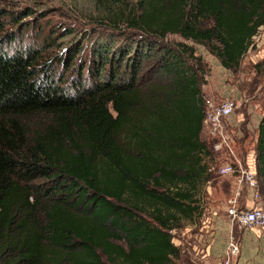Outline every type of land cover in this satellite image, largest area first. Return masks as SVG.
Instances as JSON below:
<instances>
[{"label": "trees", "instance_id": "1", "mask_svg": "<svg viewBox=\"0 0 264 264\" xmlns=\"http://www.w3.org/2000/svg\"><path fill=\"white\" fill-rule=\"evenodd\" d=\"M94 1L141 38L56 58L41 27L0 38V264H175L172 232L199 214L220 155L203 135L204 64L165 42L234 71L264 28V0ZM256 150L263 203L264 118Z\"/></svg>", "mask_w": 264, "mask_h": 264}, {"label": "rangeland", "instance_id": "2", "mask_svg": "<svg viewBox=\"0 0 264 264\" xmlns=\"http://www.w3.org/2000/svg\"><path fill=\"white\" fill-rule=\"evenodd\" d=\"M133 5H136L135 0H127L122 11L128 13L127 8ZM0 11L5 14L6 19V32L0 33L1 39L11 38V33H26L24 30L31 26L36 37L37 29L41 27L54 40V48L49 51L53 58L66 49L71 53V49L78 50L82 46L86 54L91 43L97 44L110 36H114L119 42L126 38H141L138 31L127 28L126 24H120L118 32H114V25L104 19L106 15L103 12H98L94 0H0ZM34 32H27L25 35L29 38ZM180 42L194 47L196 57L204 64L201 88L206 108L209 103L220 104L235 90L233 94H236V98L233 100L236 114L233 121L237 135L230 134L235 139L236 154L238 152L237 156L241 159L255 156L258 152L259 124L264 118V28L254 39L240 68L234 71L223 68L207 47L184 41L180 36L170 37L165 44L173 47ZM224 161L234 160L223 157L210 161L209 165L213 168L212 179L197 192L199 214L192 221H179L174 230V243L181 248V257L175 264H216V257L211 253L213 225L215 226L216 219L228 223L227 206L236 193L234 182L220 176L219 170ZM247 194L248 192L240 196L243 208H246L243 201L250 200ZM238 228H234L236 232L233 236L240 241ZM254 231L253 236L257 240L247 244L245 254L242 246V255L234 260L235 263L248 254L250 264H264V230ZM226 234L228 233L225 231L221 235L225 247L230 240ZM208 253L211 255L206 256Z\"/></svg>", "mask_w": 264, "mask_h": 264}, {"label": "built area", "instance_id": "3", "mask_svg": "<svg viewBox=\"0 0 264 264\" xmlns=\"http://www.w3.org/2000/svg\"><path fill=\"white\" fill-rule=\"evenodd\" d=\"M235 90L220 104L209 103L206 108L204 120V138L212 141V153L220 155L216 160L228 157L232 162H223L219 170L221 178L234 182L236 189L235 197L229 201L227 206L228 223L231 229L239 227L243 231L264 230V206L262 205L261 184L256 172L255 156L247 159L239 158L234 146L235 139L230 133L237 131L233 118L236 114V105L233 99L236 98ZM235 97V98H234ZM213 168L210 167V172ZM248 192L253 207H241L240 196ZM174 233V232H172ZM242 254V245L232 235L222 256L220 264H235L234 260Z\"/></svg>", "mask_w": 264, "mask_h": 264}, {"label": "crops", "instance_id": "4", "mask_svg": "<svg viewBox=\"0 0 264 264\" xmlns=\"http://www.w3.org/2000/svg\"><path fill=\"white\" fill-rule=\"evenodd\" d=\"M245 203L244 207H253V202L251 200H247V202H244ZM263 205V203H262ZM216 221V224L215 226L213 225V233H212V236H213V249L211 251V253L214 255V257H216V264H220L221 260H222V256L226 250V247L224 245V241H222V238H221V235L223 232H227L228 234H226L227 236H232L233 234H235L236 232V229H231L230 227V224L227 223L225 221V223L223 222V220H215ZM239 229V228H238ZM254 231V230H253ZM253 231H242L241 229L239 230V235L241 237V243H242V246H243V252L244 254L246 253V251H244L245 247L247 246V244L251 243L252 241H256L257 240V237L256 236H253ZM228 245V244H227ZM211 255L210 253H208L206 256H209ZM242 255V254H241ZM248 257L249 255L246 254V256H244L243 258H240L239 260L236 261L235 264H250L248 262Z\"/></svg>", "mask_w": 264, "mask_h": 264}]
</instances>
